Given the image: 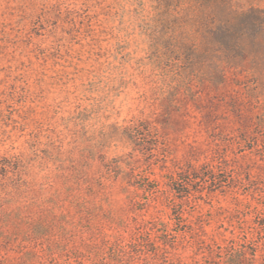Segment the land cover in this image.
Instances as JSON below:
<instances>
[{
	"label": "rangeland",
	"instance_id": "374dc122",
	"mask_svg": "<svg viewBox=\"0 0 264 264\" xmlns=\"http://www.w3.org/2000/svg\"><path fill=\"white\" fill-rule=\"evenodd\" d=\"M159 1L0 0V264H264V89L160 59Z\"/></svg>",
	"mask_w": 264,
	"mask_h": 264
},
{
	"label": "trees",
	"instance_id": "16d2710c",
	"mask_svg": "<svg viewBox=\"0 0 264 264\" xmlns=\"http://www.w3.org/2000/svg\"><path fill=\"white\" fill-rule=\"evenodd\" d=\"M167 1L160 0L159 4L162 6ZM175 4L173 13L176 14L168 15L172 27L183 29L188 34L178 46L165 47L166 53H158L160 50L154 45L160 59L169 54L170 60L179 57L176 59L178 64L185 59L191 64L195 60L209 64L210 72L205 81L217 87L226 88L228 78L232 76L231 84L246 91L264 89V10L253 6L244 9L235 0H175ZM170 103L173 104L174 100ZM68 183L72 188L75 184L82 187L88 199L99 188L98 193L105 196V189L86 174L75 177L73 181L68 180ZM25 187L28 190L24 192L25 205L21 208L27 211L38 209L44 201L39 196L43 184L32 176ZM13 212L9 211V215Z\"/></svg>",
	"mask_w": 264,
	"mask_h": 264
},
{
	"label": "clouds",
	"instance_id": "9594fccd",
	"mask_svg": "<svg viewBox=\"0 0 264 264\" xmlns=\"http://www.w3.org/2000/svg\"><path fill=\"white\" fill-rule=\"evenodd\" d=\"M241 3L244 5V3H245V0H241Z\"/></svg>",
	"mask_w": 264,
	"mask_h": 264
}]
</instances>
